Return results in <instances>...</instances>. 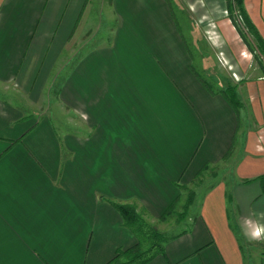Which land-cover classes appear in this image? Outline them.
Masks as SVG:
<instances>
[{
    "label": "crops",
    "instance_id": "crops-1",
    "mask_svg": "<svg viewBox=\"0 0 264 264\" xmlns=\"http://www.w3.org/2000/svg\"><path fill=\"white\" fill-rule=\"evenodd\" d=\"M89 1L0 0V264H107L137 243L112 202L163 222L239 138L233 178L212 183L189 227L146 264H247L244 219L264 223L251 215L264 212V77L237 84L240 108L208 89L171 0H111L109 41L61 67L58 100L77 131L60 135L18 101L40 99ZM245 7L264 41V0ZM225 28L223 42L243 55Z\"/></svg>",
    "mask_w": 264,
    "mask_h": 264
},
{
    "label": "rangeland",
    "instance_id": "rangeland-1",
    "mask_svg": "<svg viewBox=\"0 0 264 264\" xmlns=\"http://www.w3.org/2000/svg\"><path fill=\"white\" fill-rule=\"evenodd\" d=\"M171 1L181 25L182 33L187 40V45L190 51H192L194 68L213 90L228 86H238V83L250 80L253 77L255 78V75L258 74L264 77L259 59L255 54L259 55L260 61L263 63L264 59L256 49V42L247 30L239 10L234 8L237 24L243 28L255 49H251L240 35L234 24V20L229 15V0ZM89 8L81 20L74 38L68 44L65 53L62 54V58H60L54 74L50 76V80L42 95H40V99L36 103L26 95H22L23 97L20 100L18 99L24 106L26 113L32 114V117L40 119L41 116L47 114L60 135L68 131H77L79 123L78 115L71 113L58 100L59 82L62 81V77L68 69V66H66L64 71L59 74L64 68L61 67L70 61L73 62L79 54H83L90 48L108 42L111 36V29L115 23V17L111 9V0H90ZM226 24H228L238 44L243 47V55H241V52L234 51L232 47L231 50L223 42V33L227 31L225 30ZM229 57H231L230 63L227 60ZM250 63L253 66L252 71L249 74H244L245 70H247L246 68L249 69ZM240 68L242 72H240ZM236 72L237 75H235ZM52 80L54 82V90L53 87L50 89V82ZM240 107L241 105L238 106V108ZM241 146L242 140L239 138L237 139L236 149L231 158H227L220 165L209 167L199 180L184 187V196L178 206L176 205L174 214L163 222L155 223V226L165 236L176 235L185 227H189L191 222L190 216H193L199 210L200 197L209 190L212 183L224 178L227 174H230L229 177L233 178L236 161L240 158L243 151ZM227 180L229 179L227 178ZM190 191H194L195 193L194 200L188 209L187 216L181 219L179 214L184 211V205ZM250 242L247 244L244 241L242 244L246 263L257 264L258 261L254 257L255 248L260 249V255H264V245L260 242Z\"/></svg>",
    "mask_w": 264,
    "mask_h": 264
},
{
    "label": "trees",
    "instance_id": "trees-1",
    "mask_svg": "<svg viewBox=\"0 0 264 264\" xmlns=\"http://www.w3.org/2000/svg\"><path fill=\"white\" fill-rule=\"evenodd\" d=\"M229 15L234 20V24L237 27L240 35L247 43V45L251 49H256L262 55L264 59V41L260 36L257 28L255 27L254 23L252 22L246 7H245V0H229ZM234 8L238 9L247 30L253 36L255 40V47L253 43L248 39L247 34L244 32L243 28L237 24L235 15H234ZM256 57L259 59L261 69L264 73V63L260 61L259 55L255 54ZM199 75V74H198ZM200 79L204 82V84L213 91V89L209 86V84L199 75ZM237 86H228L220 91L223 92L228 100L234 105L238 107L240 105V101L237 98ZM210 166H205L197 175L194 182L199 180L205 171L208 170ZM262 179L264 178L261 177ZM195 193L194 191H190L186 204L184 205V211L179 214V217L182 219L187 216L188 209L190 205L193 203ZM112 204L116 207V209L121 213L124 221V225L128 227L136 236L137 243L125 249L118 250L115 257L108 262L107 264H146L156 256L165 253V243L168 242L170 239H173L178 236H165L163 232H161L155 225L151 224L143 215L138 211L135 204L132 203H117L112 202ZM176 211V203H173L165 212V214L160 219L161 221H165L169 216L173 215ZM182 221V220H181Z\"/></svg>",
    "mask_w": 264,
    "mask_h": 264
},
{
    "label": "clouds",
    "instance_id": "clouds-1",
    "mask_svg": "<svg viewBox=\"0 0 264 264\" xmlns=\"http://www.w3.org/2000/svg\"><path fill=\"white\" fill-rule=\"evenodd\" d=\"M257 216L260 221H264V212L252 213ZM245 225H253L250 229H242L246 239L254 242L264 243V223L254 222L250 217L244 219Z\"/></svg>",
    "mask_w": 264,
    "mask_h": 264
}]
</instances>
